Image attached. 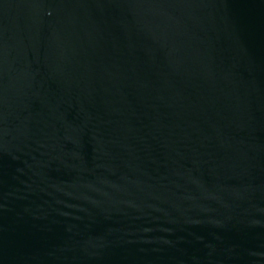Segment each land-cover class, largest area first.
<instances>
[{
  "label": "water",
  "instance_id": "obj_1",
  "mask_svg": "<svg viewBox=\"0 0 264 264\" xmlns=\"http://www.w3.org/2000/svg\"><path fill=\"white\" fill-rule=\"evenodd\" d=\"M0 264H264V0H0Z\"/></svg>",
  "mask_w": 264,
  "mask_h": 264
}]
</instances>
